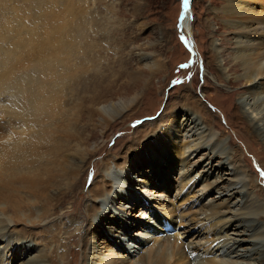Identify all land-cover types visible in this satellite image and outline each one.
<instances>
[{
    "label": "bare ground",
    "instance_id": "obj_1",
    "mask_svg": "<svg viewBox=\"0 0 264 264\" xmlns=\"http://www.w3.org/2000/svg\"><path fill=\"white\" fill-rule=\"evenodd\" d=\"M38 1L29 0V4L38 6ZM65 1L67 2V0ZM65 1H52V4L57 7V4L61 3L62 7L59 8H70V5L63 4ZM68 1L69 3L72 2V0ZM183 1L186 6L187 1ZM248 1L258 4L261 9V13H258L253 21L251 14L244 7L240 11L237 9L229 11L235 17V21L233 20L232 24H228V28H231L234 33L232 41L235 50L230 68L234 72L241 70L242 75L232 80H223L224 78L221 76L224 69L213 42L210 45L212 52L210 60L213 70L222 82L228 81L233 86H240L241 83L248 85L245 93L237 100L234 115L246 124L244 132L249 138L264 147V97H261L264 94V64L262 63L264 59V0ZM2 9L4 10V8ZM39 9L42 7L39 6ZM81 12L86 15L83 9ZM45 15L48 14L45 13ZM12 19L14 22L19 20L20 23H14L20 28L15 36L9 35L10 29L6 30L7 27L15 28L11 24L8 25L10 20H7L8 23L5 22L7 27L2 26L4 24L2 21V24L0 23V42H2L0 44V68L2 69L0 72V242H4L3 249H7L6 254H9L6 257V254L1 253L0 264H9V262H17V264H60L68 257V254L65 253H72L73 250L71 252L70 248L65 249L64 253L60 255L58 250L71 244L74 247L73 243L77 240H80L82 250L78 264H264V203L258 202L254 200V197L251 198L250 195L246 194L248 191L261 190L258 187L257 179L245 170L233 174V169L241 160L237 151L231 154L219 149L217 150L219 153H215L216 156L211 155L210 152H216V148L223 143L221 138L212 143L207 140L206 145H203L202 141L200 144L203 146L200 145L193 149L199 143L191 145V142L198 139L187 141L186 138H176L173 135L176 130L171 129L174 125L166 129L170 133L172 132V134H167L168 139L161 140V135H159L161 128L155 127L147 135L137 139L141 142L136 147H125L121 156L123 158L121 164L114 160V157L113 159L104 158L102 160L98 173H96L101 174L94 178L86 192L90 200L84 204V212L88 220L85 234L82 237L74 235L71 238L68 231H63L68 235L66 241L69 243L67 245L64 244L66 242L62 243L63 238L60 234L63 228L60 226L61 222L50 223L66 202H73L75 197L80 196L74 193L75 188L80 184L84 170H86L84 168L88 166L90 158L96 152V150L89 151L90 145L88 144L92 136L90 133L89 135L86 134V127H81V122L85 117L87 122H93L94 117H97L101 120L98 122L99 127L107 128L112 122L117 121L120 117L122 119L128 112L130 113L139 102L135 99L119 108H112L103 112L99 110L87 111L83 105L84 100L80 98L78 103L74 102V97L78 95L80 87H83L87 80L69 73V66H72L69 63L74 64V62L68 61L66 58L53 60L51 58L53 63L55 61V66L48 61H42L46 63L43 64V67L39 65L43 78H40L32 68L17 70L16 64L11 58L17 54V48L29 46V41L21 38L22 27L25 31L31 32L32 29L28 28L29 26H24L23 21H21L22 18L18 17L17 14H14ZM27 19H31V16H27ZM182 19L181 24H187L190 21V11H186ZM85 27L83 25L81 31L85 30ZM59 30H61L62 36L56 43L59 46L60 54L63 56L67 54V58L74 56L72 51L76 48V42L73 40L71 44L67 41L65 27ZM29 31L25 33L29 35ZM39 54L44 56L45 53H35L36 56ZM148 67L151 74H155L161 72L163 65L155 62ZM13 69H16L18 74H14L15 71H11ZM9 74L14 75L10 78ZM138 78L140 79V77ZM138 78L132 83L135 84ZM89 98L92 104L96 103L95 95H91ZM259 100H261V104L258 107L256 104ZM182 101L194 108V111L191 109L184 111L185 120L190 121V124L186 125L188 130L185 128L181 130L176 122L177 132L190 133L188 136L192 137L203 134L211 124L207 107L200 99L191 101L189 95H184ZM196 110L205 116L202 120L204 125L199 127L200 129L197 127L196 133L198 134L193 132L196 127L194 119ZM163 112L169 119L167 122L170 123L174 119L173 112L166 110ZM199 113L198 117L201 116ZM91 128L93 131L97 129L93 125ZM156 130L159 132H154ZM148 134H152L151 139L146 138ZM143 141L147 146L142 151L140 145ZM155 141L159 144L154 145ZM161 145L162 147L159 149ZM154 146L158 147L156 151ZM210 146H212L211 151H206ZM149 149L151 150L149 151L150 158L159 161L158 164L152 163L150 169L149 165H143V162L131 159L134 154H145L146 150ZM190 149L193 151L188 157H185ZM201 150L202 152L205 151L201 157L206 155L207 160L221 158L217 161V167L212 163L208 164L209 170L218 171V178H220L219 173L235 176L239 181V188L230 189L229 181H226L228 184L218 185V180H213L210 183L207 181L199 186L194 179L196 175H193L191 171L198 164L196 162L189 163L188 160L193 154H199ZM163 151L166 152V155L162 154ZM223 155L225 156L223 157ZM179 159L180 173H178L181 179L178 183L180 188L178 186L176 189L177 192H182L189 184V194L199 186L197 192L194 193L201 192L200 197L197 198L198 205L201 204L199 201L203 195L202 192L204 191L205 197L210 191L207 188L211 189L212 186H215L217 193L220 190L221 194L226 192L225 196L227 197L221 201L218 199L219 203L209 207V216H205L192 227L195 228L199 225L200 228L202 225L201 229L186 230L171 237L162 231L161 224H157L158 229H150L148 223L141 220L145 217L143 208H158L167 216L158 217L152 211L154 223L156 220L165 219L173 227L171 210L161 198L167 197L165 194L170 186L164 182H168L169 174L172 168L178 164ZM162 163H166V167H163ZM192 164L194 168L190 170ZM153 165H156V168ZM160 166L164 170L166 169L168 177H163L160 173ZM206 167H202V169ZM112 168L120 170V173L115 175L112 173L113 171L111 172ZM144 168L147 169L143 170ZM131 174L139 177L136 184L137 182L141 183L140 187L148 197L144 199L142 197L141 200V197L136 194L138 184H133ZM116 178L122 179L128 189L121 186L114 190L112 181ZM156 178L158 181H155ZM114 184L116 185V183ZM217 185L219 188L216 189ZM121 188L123 192L120 190ZM206 190L207 192H205ZM151 196L155 197L157 203L149 201ZM144 200H148V207H146ZM138 204L140 206L137 209L139 215L132 214ZM106 210L110 211L106 213ZM227 212H232L233 216L215 220L218 214L223 215ZM202 213H206V211L202 210ZM184 216L180 215V218H184ZM137 219H139L138 223H136ZM16 225H19L20 228ZM133 226H136V230L132 234L130 228ZM36 228L37 230H34ZM148 229L150 234L143 232ZM173 230L176 231L177 228L174 226ZM177 236L181 239L184 236V238L179 241ZM214 242L217 244L212 247ZM24 253L27 255L22 257ZM19 255L22 257L21 261H18ZM65 264L67 263L65 262Z\"/></svg>",
    "mask_w": 264,
    "mask_h": 264
},
{
    "label": "rangeland",
    "instance_id": "obj_2",
    "mask_svg": "<svg viewBox=\"0 0 264 264\" xmlns=\"http://www.w3.org/2000/svg\"><path fill=\"white\" fill-rule=\"evenodd\" d=\"M52 1L57 0H43V2L39 0L37 6L29 4V0H0V11L3 14L2 15L0 12V23H4L2 24L3 27H7V20H10L8 25L11 24L16 28L17 24L14 23H19V20L14 22L12 17L14 14H17L18 17L22 18L21 21H23L24 26H29L28 28L32 29L31 32L28 30L30 34L27 35L25 32L28 31L23 30L24 27H22L21 38L29 41V46L32 49L29 46H27L28 49L27 47L17 48V54H15V57L11 58L13 62H15L17 70L32 68L33 71L38 73L40 78H43L40 67H43V64L46 63L42 61H48V63L54 64L55 61L53 63V59L66 58L68 61L74 62V64L69 63L72 65L69 66V73L81 76V78L87 80L83 84V87H80L77 93L78 95L74 97V102L76 103L79 102L80 98L84 100L83 105L86 107L87 111L99 110L103 112L112 108H119L135 99L139 102V104L135 106L136 108H133L130 113L128 112L122 119L120 117L117 121L112 122L107 128L99 127L98 122H101L99 118L94 117L93 122H87V118L84 116L85 118L80 125L81 127H86V134L89 135L90 133V136H92L91 138L89 137V151L96 150V152H94L95 155L90 158L88 166L84 168L86 170H84L81 182L78 187L75 188L74 193L80 196L75 197L73 202H66L64 207L58 211L57 215L52 218L53 221L50 223L54 224L55 221L61 222L60 226L63 228L60 234L63 238L62 243L66 242L64 243L66 245L69 243L66 241L68 235L63 231H68L71 238H73L74 235L82 237L88 227V220L84 212V204H87L90 200V197L86 194L89 187H85L89 173H95L94 176L96 178L98 175L100 176L101 173H96H98L99 166H101V162L104 158L113 159L114 157V160H117V162L121 164L123 161L121 156L124 148L127 146L136 147V145L141 142L137 141V139L142 136L144 137L155 127L157 129L161 128L159 129L161 130L159 135H161L160 138L163 140L164 138H169L167 134L170 133V131L166 130L167 127L174 125L171 129L176 130L173 132L176 138H186L187 141L198 139L191 142V145L199 143L197 147L195 146L193 149L202 145L200 144L202 141L203 145H206L208 143L207 140L212 143L214 140L221 138L223 143L220 147L216 148V152L213 153L211 151L212 146L206 151H211L210 153L211 155L213 154L212 156H216L215 153H219L217 151L219 149L223 150L225 153L231 154L237 151L240 154L241 160L237 163L236 168L233 169V174L244 172V170L252 174L257 179L258 187L261 190L248 191L246 194L250 195L251 198L254 197V200L264 203V147L262 144L253 142L249 138L244 132L246 124L238 120L234 115L237 100L245 93V89H247L248 85L241 83L240 86H233L230 85L228 81L222 82L218 74L213 70L210 60L212 55L210 45L213 42L216 46L215 48H217L221 66L224 69L223 75L221 76L224 78L223 80H232L242 75L241 70L234 72L230 68L235 50L232 41L234 33L231 28H228V24H232L231 22L233 20L235 21V17L233 14L229 13V11H233V9L240 11V9L244 7L245 10H248L251 14L253 21L256 19L257 14L261 13L258 4L251 3L248 0H188L190 6V21L182 25L181 14L184 12L183 0H72L70 3L68 0L67 2L62 0L66 2L63 3L64 5H70L68 9L59 8L62 7L61 3L57 4V7H54ZM39 6H41L42 9H39ZM2 8H4V10ZM22 8L25 9L22 10ZM81 9L84 10L86 15L81 12ZM45 13L48 15H45ZM25 14L26 17H24ZM29 15L31 19H27ZM28 22L29 24H27ZM83 25L86 27L85 30L81 31ZM63 27L67 30V41L71 44L73 40L76 42V48L72 51L74 56H70L69 58H67V54H65V56L60 54L59 46H57L56 43L62 36L60 34L61 30L59 29ZM15 28L7 27L6 30L10 29L9 35L15 36V33L20 31L19 27ZM0 44H2V42H0ZM36 52L45 54L44 56H41V54L36 56ZM155 62L162 64L163 68L160 73L151 74L148 66H151ZM262 63L264 64V59ZM182 64H186L188 67L180 68ZM17 70L13 69L11 71H15L14 74H18ZM1 71L2 69L0 68V72ZM14 74H9L10 78H12ZM138 77H140V79ZM136 78H138V81L133 84L132 82H135ZM95 86L97 87L95 88ZM91 95H95L96 97L97 101L94 104L90 101L89 97ZM184 95H189L191 101H198L200 99L207 107L206 110L210 114L211 124L203 134L198 135L200 137L188 136L190 133L188 134L181 131L177 132L178 128L175 125L176 122L181 130L184 128L187 129L186 125L190 124V121L185 120L186 116H184V111L188 109L194 111V108L182 101ZM261 97L263 98L264 94H262ZM203 100H205V102ZM258 102L256 106L259 107L261 100ZM159 108L160 110L163 108V111L173 112L174 119L168 123L167 120L169 119H167V115H164L162 111L163 113L161 112L153 121L143 122L139 126L135 124L140 118L153 116ZM250 110L249 113L251 112ZM197 112L199 113L200 111L196 110L194 114L196 127L193 132L195 131V133L198 131L199 127L204 125L202 120L205 117L201 113H199V116H201L198 117ZM3 121L5 123L4 119ZM92 125L96 126L97 129L94 131L91 130ZM159 130L154 132H159ZM170 134H172V132ZM180 135L183 137H180ZM113 137L116 138L115 143L110 144ZM146 138L151 139L152 134H148ZM156 144L159 143L155 141L154 145ZM140 146H142L140 150L143 151L147 144L143 141ZM154 147L156 151L158 147ZM161 147L162 145L159 149ZM149 151L151 150H146L147 154H134L131 159L139 162L141 161L143 165H149L150 169L152 163L158 164L159 161L150 158ZM188 151L185 157H188L193 150L190 149ZM162 154L166 155V152L164 153L163 151ZM202 154H205V151L202 152L201 150L199 154H193L188 160L189 163L196 162L198 164L195 168L192 164L190 170L194 168L191 171L193 175H196L194 179L199 186L207 181L210 183L213 180H218V185L228 184L226 181H229L230 189L234 187L239 188L240 184H238L239 181L235 176L219 173L220 178H218V171L209 170L207 165L212 163V165L217 167V161L221 160V158L207 160L206 155L201 157ZM224 156L225 155H223V157ZM118 157L120 158L118 159ZM129 162H132V160H129ZM179 162L180 159L178 160V164L172 168L168 182H164V184L167 183L170 186L168 192L165 194L167 197L161 198L165 204L167 203L166 205L169 210H171L173 226L177 228L171 237L186 230L196 231L197 229H201L202 225L200 228L199 225L195 228L192 227L195 226V223L204 219L205 216H209V207H213V204L219 203L222 199L227 197L225 196L226 192L221 194L220 190L217 193L215 186H212L213 189L207 188L208 191H210L205 197L203 191V195L199 201V203L204 206V208H201V204L198 205L197 202V198L200 197L201 192L194 194L197 192L199 186L194 188L193 192L191 191L189 194V184L182 192H177L176 189L178 186L180 188V184L178 185V183L181 179L179 174ZM162 164L163 167H166V163ZM255 166L259 169V172H257ZM153 167L156 168V165H153ZM153 167L151 166V169ZM202 167L206 168L202 169ZM145 169L147 168L143 170ZM160 170L163 177H168L166 169L164 170V168L160 166ZM111 172L117 175L120 173V170L112 168ZM138 178L137 175L131 176L133 184H138L136 186V194L139 195L142 200V197L144 199L148 197V195L144 194L143 189L140 187V182L136 184ZM117 179L118 178L112 181L114 190L121 186L124 189H128L126 183L122 181V179H118L120 181ZM155 181H158V178H156ZM114 183H116V185ZM218 185L216 189L219 188ZM120 190L123 192L122 188ZM205 192H207V190ZM212 198L214 200H211ZM218 199H220V201H218ZM149 201L157 203L153 196L150 197ZM145 205L146 207L149 206L147 204ZM76 207L78 208L76 209ZM154 209L156 212H153L156 213L158 217L167 216L158 208ZM112 210L114 211V209H111V211ZM202 210L206 211V213H202ZM76 211L77 213H75ZM106 211V213H108L110 210ZM133 211L132 214L139 215L137 210ZM180 215L185 216L184 218H180ZM221 215L222 214H218L215 220L217 218L233 216L232 212ZM138 221L139 219H137L136 223H138ZM120 224L123 225L122 222H120ZM16 227L20 228L19 225H16ZM130 229V233L133 234L136 230V226ZM34 230H37V228ZM183 238L184 236H182V239L178 237L181 241ZM73 244L74 247H72V244L67 247L65 245L66 248L61 247L58 250L59 255L64 253L65 249L70 248L71 252L73 250L72 253H65L68 254V257L61 261V263H79L82 252L80 240H77V242ZM216 244L217 243L214 242L212 247ZM3 245L4 242H0V255L6 254L7 252V249H3ZM27 253H24L22 257L27 255ZM8 256L9 254L7 253L6 257ZM22 257L19 255L18 261H21ZM9 264H17V262H9Z\"/></svg>",
    "mask_w": 264,
    "mask_h": 264
},
{
    "label": "water",
    "instance_id": "obj_3",
    "mask_svg": "<svg viewBox=\"0 0 264 264\" xmlns=\"http://www.w3.org/2000/svg\"><path fill=\"white\" fill-rule=\"evenodd\" d=\"M185 1H187V5L185 6V4H184V2H183V5H184V12H183V14H181V21H182V18H183V15L186 13V11H189L190 10V6H189V1L188 0H185ZM199 96H200V94H199ZM201 97V96H200ZM204 102H205V100H203Z\"/></svg>",
    "mask_w": 264,
    "mask_h": 264
},
{
    "label": "snow or ice",
    "instance_id": "obj_4",
    "mask_svg": "<svg viewBox=\"0 0 264 264\" xmlns=\"http://www.w3.org/2000/svg\"><path fill=\"white\" fill-rule=\"evenodd\" d=\"M186 67H188V65H186V64L180 65V68H186Z\"/></svg>",
    "mask_w": 264,
    "mask_h": 264
}]
</instances>
